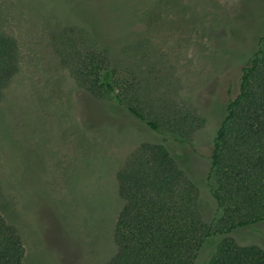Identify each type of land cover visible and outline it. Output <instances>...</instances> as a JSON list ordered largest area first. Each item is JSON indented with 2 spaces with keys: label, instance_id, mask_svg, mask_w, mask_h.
Returning <instances> with one entry per match:
<instances>
[{
  "label": "rangeland",
  "instance_id": "1",
  "mask_svg": "<svg viewBox=\"0 0 264 264\" xmlns=\"http://www.w3.org/2000/svg\"><path fill=\"white\" fill-rule=\"evenodd\" d=\"M263 25L264 0H0V34L17 47L0 100V214L21 236L23 264H106L123 205L117 172L157 137L77 86L63 33L84 30L107 51L112 80L148 72L149 98L126 94L129 105L148 114L178 106L202 119L192 137L202 186L221 111ZM201 190L206 218L214 204ZM233 237L264 248V222Z\"/></svg>",
  "mask_w": 264,
  "mask_h": 264
},
{
  "label": "trees",
  "instance_id": "2",
  "mask_svg": "<svg viewBox=\"0 0 264 264\" xmlns=\"http://www.w3.org/2000/svg\"><path fill=\"white\" fill-rule=\"evenodd\" d=\"M262 29L256 51L241 68L238 93L221 111L202 186L192 175V137L202 119L178 106L148 114L139 104L129 105L126 94L149 98L148 72L139 66L112 80L107 51L97 49L86 31L60 36L77 86L97 99H112L157 134L140 142L117 172L123 205L113 234L116 252L106 264H264V248L233 237L264 222ZM16 55L15 41L0 34V100L16 72ZM202 188L214 204L206 218ZM24 255L17 228L0 214V264H23Z\"/></svg>",
  "mask_w": 264,
  "mask_h": 264
}]
</instances>
